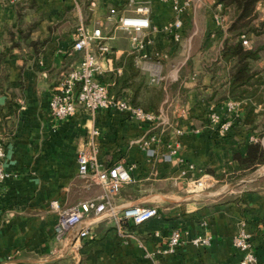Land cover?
Wrapping results in <instances>:
<instances>
[{
  "label": "crops",
  "instance_id": "crops-1",
  "mask_svg": "<svg viewBox=\"0 0 264 264\" xmlns=\"http://www.w3.org/2000/svg\"><path fill=\"white\" fill-rule=\"evenodd\" d=\"M133 1L0 0V138L8 174L0 190V264H239L232 244L239 229L252 235L264 264V159L258 155L264 158V32L242 34L249 41L244 47L258 48L259 58L249 70L248 96L238 100L230 97L235 59L222 56L224 44L242 36L227 31L230 8L217 24L211 0H192L175 43L162 31L174 18L170 3ZM137 4L148 6L150 22L141 29L139 50L132 48L133 32L116 26L120 16L135 15ZM255 13L254 21L264 23V0ZM82 24L106 37L100 75H113L105 80L108 89L152 121L118 109H78L67 120L51 115L55 87L79 61L72 42ZM124 56H133L132 68ZM227 100L238 102L241 114L220 134L210 111L224 112ZM79 152L99 167L122 164L131 180L112 196L110 209L90 212L58 236L52 202L61 210L105 194L92 168L80 175ZM204 175L213 185L190 191L189 182ZM129 206L155 207L158 214L134 225L120 220ZM79 229L89 235L74 254ZM174 229L183 243L163 254ZM203 234L211 236L209 246L191 243Z\"/></svg>",
  "mask_w": 264,
  "mask_h": 264
},
{
  "label": "built area",
  "instance_id": "built-area-1",
  "mask_svg": "<svg viewBox=\"0 0 264 264\" xmlns=\"http://www.w3.org/2000/svg\"><path fill=\"white\" fill-rule=\"evenodd\" d=\"M170 3L174 12V18L165 23L162 31L168 34L173 42L181 39L182 20L180 15L185 7L191 5L192 0H160ZM214 5V17L217 24H221L224 15L221 13L223 5L211 0ZM134 3L129 0L130 5ZM115 10L111 9V13ZM135 15H122L118 18L117 28L133 32L130 37L132 48L139 50L142 46L140 39L141 29L149 27V8L146 5L137 4L134 8ZM106 37L102 35L99 28L89 29L85 25H79L72 42V49L80 53L79 61L70 71L65 74L49 100V111L57 120H67L74 117L78 109L89 113H94L98 109H118L129 113L138 120L152 121L153 115L143 111L139 107L132 106L125 99L115 97L108 92L106 83L101 82L98 76L103 71L101 60L109 53V46L105 43ZM243 46L248 47L249 41L244 35L240 37ZM224 112L216 109L210 111L209 120L212 124L218 125L220 134H225L232 123L240 118L239 103L234 100H227L224 104ZM96 130H92L95 134ZM5 157V143L0 138V190L7 172L4 170L3 160ZM78 171L80 175L89 174L88 168H92L91 176L98 182L104 190V196L100 201L87 200L80 202L67 209L59 208L56 202H52V208L59 210V218L56 224L58 236H62L71 229L78 228L85 215L90 212L101 214L107 211L111 203V198L117 194L122 186L131 180L130 173L126 167L120 163L108 167L94 165L92 158L84 152L77 154ZM191 167V165L189 166ZM213 177L201 176L189 182V190L200 192L213 185ZM158 210L155 207L129 206L122 212L120 220H130L134 225L142 224L150 218L157 216ZM89 235V230L79 229L76 238L71 244L74 254L79 252L82 246V239ZM183 243L182 234L178 229L170 232L166 246L161 249L163 254L175 253L177 248ZM191 243L195 246H209L211 236L208 234L197 235L192 238ZM232 244L240 252L239 264H259L256 251L252 242V235L245 229H239L233 236Z\"/></svg>",
  "mask_w": 264,
  "mask_h": 264
},
{
  "label": "trees",
  "instance_id": "trees-1",
  "mask_svg": "<svg viewBox=\"0 0 264 264\" xmlns=\"http://www.w3.org/2000/svg\"><path fill=\"white\" fill-rule=\"evenodd\" d=\"M214 1L216 3L219 2L223 5L222 11L226 10L227 8H230L233 12L231 16L232 21L229 25V28L227 29L230 36L238 38L240 35L246 34L248 32H252L255 34H260L264 32V23L263 22L257 23L254 21V19L256 18L255 5L259 0H214ZM222 56L227 59L228 58L235 59L234 62L235 71L232 73L231 76L230 97L236 98L238 100L247 97L249 90L245 88V85L252 83L253 73L252 72L249 73V70L250 67L253 65V62L259 58V49L258 48L247 49L243 46L241 40H237L233 43L224 44L222 48ZM125 61L126 64L128 65V68H132L133 56H126ZM112 77L113 75L110 74L109 77L105 79L102 75H99L98 79L101 82L105 83V80H109V79L111 80ZM118 79L120 81L124 80L123 77H120ZM256 80L257 82H259V79ZM240 86L242 88H240ZM116 91L117 90L115 88L108 89V92L110 94ZM114 96L120 97L121 94L117 93ZM258 155L259 157H261V160L264 159L262 157L261 152H259ZM249 160L244 162L243 165L249 162Z\"/></svg>",
  "mask_w": 264,
  "mask_h": 264
},
{
  "label": "rangeland",
  "instance_id": "rangeland-1",
  "mask_svg": "<svg viewBox=\"0 0 264 264\" xmlns=\"http://www.w3.org/2000/svg\"><path fill=\"white\" fill-rule=\"evenodd\" d=\"M235 187H237V186H235ZM215 189V188H214ZM214 189H211V190H214Z\"/></svg>",
  "mask_w": 264,
  "mask_h": 264
}]
</instances>
